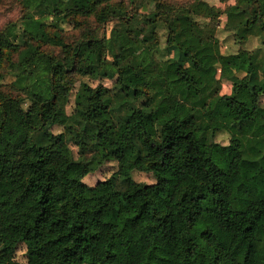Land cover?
Listing matches in <instances>:
<instances>
[{
	"label": "trees",
	"instance_id": "obj_1",
	"mask_svg": "<svg viewBox=\"0 0 264 264\" xmlns=\"http://www.w3.org/2000/svg\"><path fill=\"white\" fill-rule=\"evenodd\" d=\"M200 1L18 0L0 30V264H264V0L220 23ZM218 28L237 61L207 82L218 57L187 45Z\"/></svg>",
	"mask_w": 264,
	"mask_h": 264
},
{
	"label": "rangeland",
	"instance_id": "obj_2",
	"mask_svg": "<svg viewBox=\"0 0 264 264\" xmlns=\"http://www.w3.org/2000/svg\"><path fill=\"white\" fill-rule=\"evenodd\" d=\"M130 1L133 2V4H130ZM169 3H173L174 5L177 6H188L191 4L194 0H164ZM197 1V0H196ZM225 2H220V0H201L200 3L198 4V12L200 18L208 22L212 18H217L218 22L220 23L219 16L221 15L222 11L224 10V7H226L229 2H232V0H224ZM115 3H120L123 2L125 6H131L129 8L130 11H137L138 14L143 15V14H149L152 11V6L148 4L147 0H114ZM210 7L213 8V11H210ZM112 13V21L109 22L105 28L100 31V37H103L106 35L109 37V32L110 30L117 24V19L123 17L125 12H121L118 10V7H114L111 9ZM23 15V10L21 6L19 5L18 0H0V30H3L8 24L18 22L19 19ZM148 29L145 27H140L134 37V41L131 42L129 45L134 48L136 52L141 51V40L144 36L147 35ZM226 34L224 31L221 30V28H218L217 33H216V38L214 41L207 43L205 47V51L209 54H215L219 61L217 65V69L211 70L208 73L200 75L202 76L204 81H213L216 78H218L219 70L221 67H223L227 63H234L236 62V58L233 55V50H232V44L231 42H228L227 44H223V39H225ZM223 45V46H222ZM226 46V48H224ZM187 47L193 51H198L202 49V47H199L196 43L195 40L189 41ZM240 77V76H239ZM13 79L11 77H8V79L5 81V84H10ZM74 80L69 79L64 85L63 89L67 88L68 86H71L73 84ZM75 83V82H74ZM104 84L109 87L111 85L110 81H105ZM231 81H224L221 85V94L222 95H227L231 91ZM238 99L244 103H246L248 106H252L253 104V99L251 97V94L249 91L244 90L238 95ZM228 136L226 134H221L217 137V141L221 143H226L228 141ZM75 151V149H74ZM113 171V168L111 166H105L102 169L98 171V173L95 175V178H92L91 180H87L89 184L93 185L96 180L106 178L110 176L111 172ZM135 179L137 181H142L146 183L152 182V178L147 176V175H141V174H136ZM23 248H20L17 253V260L20 262H25L24 257H23Z\"/></svg>",
	"mask_w": 264,
	"mask_h": 264
},
{
	"label": "crops",
	"instance_id": "obj_3",
	"mask_svg": "<svg viewBox=\"0 0 264 264\" xmlns=\"http://www.w3.org/2000/svg\"><path fill=\"white\" fill-rule=\"evenodd\" d=\"M205 47H206V46H203L202 49H200V50H198V51H200V52L205 51ZM224 48H226V46H225ZM203 53H204V54H208V53H206V52H203ZM239 76H240V77H239ZM241 76H242V75H237L238 78H241Z\"/></svg>",
	"mask_w": 264,
	"mask_h": 264
}]
</instances>
